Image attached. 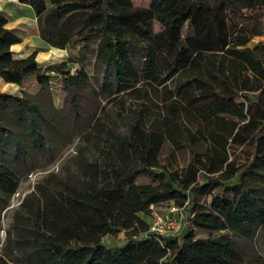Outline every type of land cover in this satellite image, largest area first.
<instances>
[{
    "label": "trees",
    "instance_id": "trees-1",
    "mask_svg": "<svg viewBox=\"0 0 264 264\" xmlns=\"http://www.w3.org/2000/svg\"><path fill=\"white\" fill-rule=\"evenodd\" d=\"M18 1L32 8L46 43L77 46L79 57L94 54L95 61L90 74L82 66L72 70L71 59L40 66L37 52L16 58L12 46L22 38L0 12V76L22 88L30 79L38 85L35 93L0 91V145L13 142L23 154L14 155L21 166L28 160L24 154L51 152L56 133L75 127L95 130L92 148L98 155L85 158L75 183L52 174L24 197L0 264H264L259 253L246 256L239 248L264 227V160L257 156L264 139V85L251 99L210 61L195 72L184 69L197 53L223 51L237 30L264 37V0H151L148 7L133 0ZM259 47L264 68V39ZM137 61L150 72L176 75L175 96L209 132L184 122L182 110L172 103L160 118L140 106L126 132L101 127L102 98L117 94L115 83L135 78ZM55 77L65 93L59 109L52 106ZM9 121L25 129L20 133ZM246 144L253 146L252 156L239 168L237 181L199 182L205 154L223 167L228 149ZM166 146L174 158L188 148L189 162L171 167V159L162 158ZM140 174L151 182H138ZM19 182L16 170L0 164V221ZM172 188H178L177 205L189 199L193 226L178 236L159 237L149 232L145 216L159 204L160 192ZM203 195L210 196L209 203H198ZM122 231L127 236L122 244L103 242Z\"/></svg>",
    "mask_w": 264,
    "mask_h": 264
},
{
    "label": "rangeland",
    "instance_id": "rangeland-1",
    "mask_svg": "<svg viewBox=\"0 0 264 264\" xmlns=\"http://www.w3.org/2000/svg\"><path fill=\"white\" fill-rule=\"evenodd\" d=\"M135 4L141 3L143 0H133ZM16 4V5H15ZM0 8L6 9L11 13V24L17 25L25 30V35H28L30 43L40 45L45 44L33 36L36 32L32 30L34 20L32 13L27 7L17 8V3L14 0H0ZM158 25L156 29H158ZM264 37H252L246 30L235 31L230 39L229 44L223 51H212L205 53H197L191 66H186V71H197L202 69L205 61H210L213 66H216L218 71L226 77L241 95H247L254 99L259 91V86L264 85V68L259 42ZM99 40L96 39L89 44V52L94 53ZM77 46L74 49H58L46 47L40 50L37 54L40 62L55 63L72 59L76 65L86 68L90 74H93V66L95 61L94 54H89L84 57H79ZM45 55L46 57L42 56ZM75 66L74 64H71ZM139 71L135 73V78L129 84L115 83L118 92L115 96L108 99L102 98L99 120L100 126L103 128L113 127L121 132H126L128 122L137 114L140 106H146L145 113L155 117H163L167 114L166 109L168 104H174L182 110L184 122L190 124L193 128L201 126L204 131L209 132L206 122L197 118L193 112L189 111L180 99L175 96V76H166L164 73L153 70L148 71L147 66L142 62L137 61ZM149 73H148V72ZM149 76V77H148ZM91 85L88 89H91ZM52 88V106L59 109L62 106L64 98V90L62 88L60 77L53 78L51 82ZM24 89L28 92H37L38 85L34 79H30ZM23 89L18 86L6 84L0 78V91L7 93L19 94ZM13 129L23 132L24 124L13 123L9 121ZM55 139L49 144L53 146L51 152L43 151L33 153V158H29V153L24 154L28 160L21 166L17 164V158L14 155L22 152L17 151L13 142H7L0 145V164H5L16 170L20 176V182L16 191L11 195L7 204L1 212L0 221V255L5 252L6 239L8 238L9 230L13 222V217L17 209L21 206V202L30 192L34 191L36 185L52 174L62 176L75 183L80 178L79 168L82 162L86 159L93 160L97 157L98 152L92 148V143L95 139V130L79 131L75 127H70L64 133H56ZM202 150L205 145H202ZM253 146L250 144L237 146L234 145L228 149L229 162L223 167H218L209 155H204L206 167L201 172L199 182H205L209 179L220 180L224 184H229L237 181L239 168L242 164L248 162L252 156ZM31 152L30 150H28ZM172 149L166 146L163 151L162 158L164 160L171 159V167H182L190 160V151L188 148H182L175 152V158L172 156ZM258 158L264 160V139L259 143ZM38 164L37 167L25 172L33 163ZM137 181L141 183L151 182V177L146 174L137 176ZM178 188L164 189L159 194V204L154 206L150 215L145 218L151 222L154 213L163 211L170 205H177L175 202ZM217 192V189L215 190ZM210 201L209 195H203L198 198L199 204H207ZM185 205V224L183 233L189 230L192 226V213L189 199L183 204ZM197 235H204V232L198 228L195 229ZM142 236V235H141ZM127 239L126 234L122 231L118 236H105L103 242L107 245H119ZM241 251L248 256V253H259L264 258V227L259 230L256 238L249 243L240 244Z\"/></svg>",
    "mask_w": 264,
    "mask_h": 264
},
{
    "label": "crops",
    "instance_id": "crops-1",
    "mask_svg": "<svg viewBox=\"0 0 264 264\" xmlns=\"http://www.w3.org/2000/svg\"><path fill=\"white\" fill-rule=\"evenodd\" d=\"M14 2L17 3V8L22 7V6L23 7H27L28 11L32 13V20H34V24H35L33 26L32 30L36 31V32H34L35 34L33 36H36L40 42L42 41L45 44V46L41 47L42 46L41 43H40V45H36V44L30 43L29 39H28L29 38L28 35H25V30L23 28H21V27H18L17 25L11 24V22H12L11 19H10L11 13L8 10H6V9L0 8V12L3 13L8 18V27L13 29L22 38V41L20 43L14 44L12 46V49H13V52H14V56L16 58H19V59L20 58H25V57L29 56L30 54H32L34 52H37V54H38V52L41 49L44 50L46 47H53V46L49 45L48 43H46L45 40L41 37L40 32H39V28H38V24H37V19H36L35 15H34V12H33L32 8L30 6H28V5L20 3L18 0H14ZM150 2H151V0H143L139 4H135V3L134 4L136 6H140V7H148L150 5ZM53 48H57V47H53ZM58 49H60V48H58ZM43 57H46V56L44 55V56H42V58ZM36 59L39 62L40 66H47L49 64H53L51 62H47V63L40 62V59L38 60L37 57H36ZM71 64L75 65V66L71 65L72 70H75V68L78 67V65H76V63L74 61L71 62ZM0 78L3 79L1 76H0ZM4 82L6 84H11V85H14V86H18L15 83L6 82L5 80H4ZM27 83L28 82H26V84ZM26 84H25V86H26ZM18 87H20V86H18ZM20 88L23 89L24 87L23 88L20 87Z\"/></svg>",
    "mask_w": 264,
    "mask_h": 264
},
{
    "label": "built area",
    "instance_id": "built-area-1",
    "mask_svg": "<svg viewBox=\"0 0 264 264\" xmlns=\"http://www.w3.org/2000/svg\"><path fill=\"white\" fill-rule=\"evenodd\" d=\"M152 208L154 206L152 205ZM185 205H170L163 211L156 212L150 222L149 232L159 237L178 236L185 224Z\"/></svg>",
    "mask_w": 264,
    "mask_h": 264
},
{
    "label": "bare ground",
    "instance_id": "bare-ground-1",
    "mask_svg": "<svg viewBox=\"0 0 264 264\" xmlns=\"http://www.w3.org/2000/svg\"><path fill=\"white\" fill-rule=\"evenodd\" d=\"M44 56V55H43Z\"/></svg>",
    "mask_w": 264,
    "mask_h": 264
}]
</instances>
